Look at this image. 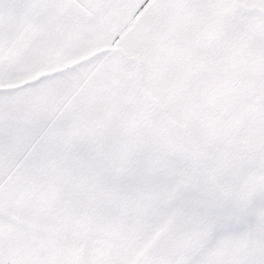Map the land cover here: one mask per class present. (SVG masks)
Here are the masks:
<instances>
[{
    "label": "snow or ice",
    "instance_id": "obj_1",
    "mask_svg": "<svg viewBox=\"0 0 264 264\" xmlns=\"http://www.w3.org/2000/svg\"><path fill=\"white\" fill-rule=\"evenodd\" d=\"M0 264H264V0H0Z\"/></svg>",
    "mask_w": 264,
    "mask_h": 264
}]
</instances>
